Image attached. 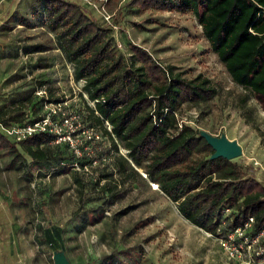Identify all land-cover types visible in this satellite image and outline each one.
Instances as JSON below:
<instances>
[{
    "label": "rangeland",
    "instance_id": "374dc122",
    "mask_svg": "<svg viewBox=\"0 0 264 264\" xmlns=\"http://www.w3.org/2000/svg\"><path fill=\"white\" fill-rule=\"evenodd\" d=\"M68 1L108 25L129 61L131 42L188 78L211 79L217 96L199 107L184 105L182 122L201 134L236 142L242 155L234 161L264 184V104L232 81L193 14L140 12L128 5L130 0ZM34 2L0 0V125L11 116L21 115L24 123L46 115L43 97L63 104V111L76 117L69 150H76L85 165L78 171L83 187L70 164H37L25 155L9 170L12 158L0 151V264H55L59 245L45 238L57 231L59 251L71 264H108L106 258L117 254L129 264H264L258 258L264 249L261 239L206 233L187 221L142 170V178L119 172L109 140L88 127L85 83L75 81L74 66L59 49L55 34L45 26L28 29L19 24L22 16L38 23L31 10ZM39 43L53 50L24 54V46ZM42 63L49 68L39 69ZM95 133L100 139L92 136ZM120 149L121 155H128L123 146ZM109 174L108 179L102 176ZM125 251L132 256L121 255Z\"/></svg>",
    "mask_w": 264,
    "mask_h": 264
},
{
    "label": "trees",
    "instance_id": "16d2710c",
    "mask_svg": "<svg viewBox=\"0 0 264 264\" xmlns=\"http://www.w3.org/2000/svg\"><path fill=\"white\" fill-rule=\"evenodd\" d=\"M128 5L140 12L193 14L232 81L264 104V0H130ZM31 10L38 23L22 16L19 24L28 29L45 26L55 34L59 49L74 66L75 81L85 83L88 127L109 140L121 174L142 178V170L178 205L187 221L213 236L242 230L256 239L264 232V184L234 160L211 159L215 151L208 141L180 118L184 105L199 107L217 96L211 79L188 78L184 71L163 66L148 50L131 42L129 61L118 50L111 28L76 2L35 0ZM51 50L44 43L23 47L26 55ZM38 68L45 70L49 65L42 63ZM247 101L248 97L243 104ZM43 102L45 106L57 101L43 97ZM20 116L4 119L0 125V151L12 158L8 169H15L25 155L37 164L67 163L83 187L76 167L85 165L70 152L69 143H57V135L49 131L20 142L7 136L5 129L34 124L46 115L24 123ZM121 146L127 156L120 154ZM102 176L108 179L110 174ZM45 240L59 245L56 251L61 248L60 232L46 235ZM261 243L264 247V238ZM121 255L132 256L126 251ZM258 258L264 262V249ZM106 262L129 264L119 254Z\"/></svg>",
    "mask_w": 264,
    "mask_h": 264
},
{
    "label": "built area",
    "instance_id": "2783aa9c",
    "mask_svg": "<svg viewBox=\"0 0 264 264\" xmlns=\"http://www.w3.org/2000/svg\"><path fill=\"white\" fill-rule=\"evenodd\" d=\"M62 106L63 104L60 103L58 105H54L53 103H47L46 108L48 110V113H46V116H44L42 120L26 126H20V127L14 126L7 128L5 129V133L10 137H12L13 139H15L16 141L20 142L37 133L49 131L50 133L57 135L58 137L57 143L67 142L71 147L73 145L70 138L74 133V129H75L74 125L76 124V122H74L73 119H76V117H72L73 119L70 118V115H68L65 111H63ZM92 136L95 137L96 139H100V137H98L96 133L95 135ZM92 136H90V138L95 140V138H93ZM75 153H77L76 150ZM76 170L81 171V168L77 166ZM252 222L253 219H251L250 223L247 224L248 229L251 227ZM245 233L246 232H243L242 230H238L236 232V234H239L241 236H243ZM261 238H264V232H262L261 235L255 239L256 242L260 241Z\"/></svg>",
    "mask_w": 264,
    "mask_h": 264
},
{
    "label": "water",
    "instance_id": "95a60500",
    "mask_svg": "<svg viewBox=\"0 0 264 264\" xmlns=\"http://www.w3.org/2000/svg\"><path fill=\"white\" fill-rule=\"evenodd\" d=\"M208 144L215 151L211 159L224 158L229 161L235 160L242 155V149L236 142L228 140L226 137H216L210 134H201ZM55 264H71L64 252L57 251L54 256Z\"/></svg>",
    "mask_w": 264,
    "mask_h": 264
},
{
    "label": "bare ground",
    "instance_id": "6f19581e",
    "mask_svg": "<svg viewBox=\"0 0 264 264\" xmlns=\"http://www.w3.org/2000/svg\"><path fill=\"white\" fill-rule=\"evenodd\" d=\"M157 187V186H156Z\"/></svg>",
    "mask_w": 264,
    "mask_h": 264
}]
</instances>
